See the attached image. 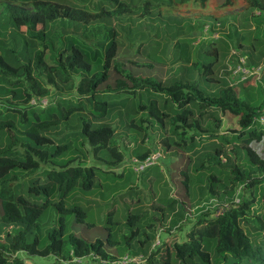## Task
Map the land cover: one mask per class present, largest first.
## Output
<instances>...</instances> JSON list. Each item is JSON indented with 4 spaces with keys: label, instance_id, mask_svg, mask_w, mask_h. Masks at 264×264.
<instances>
[{
    "label": "trees",
    "instance_id": "obj_1",
    "mask_svg": "<svg viewBox=\"0 0 264 264\" xmlns=\"http://www.w3.org/2000/svg\"><path fill=\"white\" fill-rule=\"evenodd\" d=\"M0 1L7 3V22L13 29L17 32L36 30L41 39L48 25L57 20L67 19L79 24H89L103 16L110 17L128 10L127 5L119 0H113V11L101 8L97 13L47 0ZM246 2L258 11L255 16H264V0ZM12 3L31 6L33 11H26L18 5H11ZM220 25V22L214 21L211 27H207L206 32L217 30ZM111 35L110 39L98 42L102 53L89 48L83 50L78 45L70 44L58 55L59 62L67 69L81 74L76 92L81 98L93 102V110L88 112L89 118H73V115H79L83 111L80 102L68 104L60 113L50 104L46 108L30 105L31 100L40 101L43 98L31 99L30 92H20L19 82L10 83L8 88L0 85V94L9 93L13 99H22L30 111L28 113L25 110L21 116L22 121H25L28 115L30 119L25 121L19 132L11 121H7L0 114V232L2 227L12 226L11 231L4 232L6 244L0 250V264H24L20 259L10 260L5 256L16 253L39 257L52 256L56 258L57 264H111L125 255L141 256L143 261L140 264H264V239L260 242L257 236L252 238L250 234V231L257 235H263L264 232V128L254 122L255 116L264 111V102L253 105L240 96L241 87L248 84L249 78L241 71L233 73L237 66L252 72V68L258 66L257 61L251 56H240L232 62L228 61L227 65L223 66L225 73L220 72L221 75L214 70L218 62L217 57L199 65L197 63L195 69L199 71L205 84H222L217 93L208 94L197 82L176 81L164 85L161 81L124 74V69L115 62L119 44L114 32ZM27 42L26 40V43L21 45L19 52L17 45L11 49L0 48V79L21 74L34 89L31 56L26 57ZM43 45L41 51L34 52V64L47 71L50 77L55 70L51 67L53 65L46 68V44ZM237 46L241 47L240 44ZM17 53L23 55L22 61L15 58L14 54ZM93 68L98 71L92 73ZM112 73L116 76L113 78L114 88L110 91L129 99L124 105L122 101L115 102L109 101L108 97H97L98 89L108 82ZM228 74L230 77L226 79L225 75ZM228 79L238 81L235 85H229L226 81ZM134 99H137L136 106L131 108ZM121 105L124 106L128 117L130 114L136 116L138 112L143 114L139 123L129 118L127 127L131 130L145 132L142 123L148 121L158 125L165 132L169 127L170 135L162 140L168 150L197 154V138L204 136L212 139L211 152L207 156L208 169L202 163L197 168L207 169L205 184L200 187V195L206 194L211 199L209 202L215 199L220 205H228L224 209L214 205L213 207L217 208L215 215H212V209L207 202L202 203L196 210V222L190 227L186 240L182 242H179L176 236L167 234L162 237L156 232L155 223L160 224L167 211L174 207H178L180 219L187 218L184 215L185 207L175 199L163 201L156 197L151 179L148 180L151 196L148 206L153 212L159 213V217L154 216V213L142 222L147 212H132L128 208L124 214V224L128 232L117 238L112 229L117 208L112 206L106 210L102 220L106 230L105 236L88 240L77 233H66V216H72V226H75L84 223L88 215V209L82 208L79 203H70V196L76 191L89 193L95 186L100 171L96 165H86V152L80 150L76 143L79 142V146H88L92 156L106 160V166L114 167L122 163L124 156L114 140L116 130L109 123L103 122L111 110ZM226 112L238 118L239 130L232 132L230 136L219 132L221 121L217 113ZM208 116H212L216 124L206 125ZM68 120L77 121L79 131L67 134L60 140L54 139L49 132ZM154 151L147 149L138 154L136 165L148 159ZM73 153L77 155L71 157ZM187 159L189 163L190 156H187ZM41 164L50 166L45 175V182L40 183L39 179H33L23 188L20 179L31 178L40 169ZM143 171L131 170L129 175ZM130 176L122 184L126 185L132 180ZM202 176L203 173H199L197 178ZM182 183V193L185 197L190 196L187 166L184 168ZM130 194L131 192L120 195L126 206L141 203L138 193L135 196ZM235 198L239 200L237 204L233 202ZM223 199H228L229 202L220 203L219 200ZM257 203L261 204L263 209L261 214L254 210ZM50 206L56 209L58 215L52 219L54 225L44 231L39 219ZM176 223L174 221L173 225ZM243 225L250 226L248 232L244 230ZM92 226L93 224L87 223L85 229H91ZM178 228L181 226L178 225ZM156 240L159 241L158 245H155ZM112 248L116 250V254L107 251Z\"/></svg>",
    "mask_w": 264,
    "mask_h": 264
},
{
    "label": "rangeland",
    "instance_id": "obj_2",
    "mask_svg": "<svg viewBox=\"0 0 264 264\" xmlns=\"http://www.w3.org/2000/svg\"><path fill=\"white\" fill-rule=\"evenodd\" d=\"M45 1V0H43ZM49 2H58L63 5H68L74 8H82L91 13H97L99 9L104 8L106 11H113V0H47ZM127 5L128 10L121 14H113L112 16H103L96 22L89 24H79L72 20H57L50 23L46 33L42 39L38 36L36 30L26 29L24 31H16L10 23L7 22V12L5 10L6 2L0 1V48L11 49L17 45L19 52L21 45L27 42L26 57L31 59V73L34 79V89L30 83L21 74L16 76H6L0 79V85L8 88L10 83L19 82V91H28L33 98H43L46 102H41L46 108L49 104L57 112H62L63 108L68 104H77L80 102L83 106V111L79 115H73V118L90 117L89 111L93 110V102H89L86 98H81L77 94L76 88L80 83L81 74L76 71L67 69L63 63L59 62L58 55L68 45H78L81 49L100 51L98 42L108 40L114 32L116 41L119 44L118 55L115 60L122 69L124 74H129L137 78H149L155 81H161L164 85H170L176 81L181 82H197L200 88L208 94H215L222 88V84L213 85L205 84L200 77L199 71L195 69L196 64H202L208 61L218 59L215 65V72L219 75L225 71L223 66H226L228 61L238 59L240 56L254 58L257 67L254 68L251 75L248 76V84L241 87L240 96L245 97L253 105H260L264 102V16L260 18L252 9L246 0H230L233 3L232 12L248 10L247 12L238 15L232 14L227 17V22L230 24L229 30L220 31L213 30L206 32L207 27H211L216 19L224 17V6L227 0H119ZM20 8L32 12L31 6H21ZM203 6L205 10L200 8ZM197 12L200 16H197ZM256 13L255 15L253 13ZM192 14H196L192 16ZM3 28V29H2ZM5 29V31H4ZM203 30V31H202ZM87 33H89L87 35ZM221 38L220 40H215ZM214 39V40H212ZM46 44L44 59L47 61V66L53 65L54 72L48 76V72L39 69L34 64L36 51H41ZM240 44L241 47L237 45ZM198 45V46H197ZM33 49V52H32ZM30 50V51H29ZM88 50V49H87ZM85 52V51H84ZM91 52V51H90ZM32 53V54H31ZM86 53V52H85ZM87 54V53H86ZM181 54V57H180ZM15 58L22 61L23 55L14 54ZM183 55V57H182ZM254 65V63H250ZM230 66H228L229 69ZM241 68L244 67L237 66ZM231 66V68H238ZM97 68H93L92 73H96ZM221 72V74H220ZM225 73V72H224ZM230 73V72H228ZM231 75V74H230ZM116 75L112 73L107 83L102 85L97 92V97H108L109 101H122V104L128 103L129 99L125 96H118L115 92L110 91L114 88L113 78ZM223 76V75H222ZM229 78V74L225 75ZM244 80V79H242ZM229 85H235L238 80H226ZM235 81V82H234ZM246 83V82H245ZM108 86V87H106ZM147 102V98L145 100ZM137 99L131 103V108L136 106ZM32 103V102H31ZM134 104V105H133ZM128 105V104H127ZM28 105L22 99L11 98L9 93L0 94V114L11 121L19 132L25 121L30 119V115L25 121H22L21 116L24 115ZM129 106V105H128ZM35 108V107H34ZM38 108V107H36ZM8 109V111H6ZM14 109V110H13ZM143 114L138 112V115L127 116L124 106H117L110 111L108 118L103 120L109 123L116 130L115 144L122 152L124 159L117 166H106V160L97 159L92 156L91 150L85 144L77 146L83 152H86V165H96L100 171L95 181V186L89 193L76 191L70 196V203H76L88 209V215L84 223L72 226V216L65 217L66 233H77L88 240H93L106 235V230L103 227V216L107 209L116 206L117 213L115 216V224L113 232L116 237L127 234L125 226L124 214L128 208L132 212L146 211L142 222L149 219L151 214L148 203L151 201L150 192L148 190L149 179L152 181V190L156 191V197L165 200H176L179 204L185 207V218L178 217V207L168 210L164 220L160 224L155 223L156 232L162 237L166 235L176 236L179 242L186 240V235L190 227L196 222V210L205 202L212 209V215H215L217 205L223 209L228 204L220 205L217 200H212L205 194L200 195V187L204 186L207 176L208 154L211 152L210 145L212 139L207 137L197 138L198 145L197 154L184 153L181 150L166 149L162 140L170 135L169 127L167 132L161 129L156 124L143 122L145 132L131 130L127 127L129 118H133L135 122H140V117ZM221 121L219 132L230 136L232 132H237L238 118L232 116L228 112L217 113ZM43 116V115H42ZM83 117V118H84ZM209 125L216 121L212 116H208L205 120ZM79 123L75 120L63 122L59 127L49 133L54 139L60 140L67 134H75L79 131ZM12 131H15L12 129ZM18 148V146H16ZM155 150L151 156V162L154 163L145 171L135 173L130 176L131 170L136 172L134 165L137 155L145 150ZM18 150H20L18 148ZM151 154V153H150ZM73 153L71 157L76 156ZM187 156H190V162L187 163ZM68 157V156H67ZM66 157V158H67ZM105 158V157H103ZM202 163L207 169H198ZM247 166V163H245ZM106 166V167H105ZM187 166V171L190 176V196L185 197L183 192L184 168ZM50 166L41 164L40 169L31 178H21L20 184L25 188L33 179H39L40 183L45 182V175L49 171ZM130 170V171H129ZM130 172V173H129ZM203 173L201 178H197L198 174ZM130 180L126 185L122 184L126 178ZM130 189L132 191H130ZM130 193V196H135L141 199L138 205L126 206L121 200L122 194ZM56 200V199H55ZM209 202V203H208ZM221 203H228V199L219 200ZM257 214L263 213L261 204L257 203L254 207ZM56 209L50 206L46 213L39 219V224L42 225V230L52 227V219L56 214ZM159 217V213H155ZM74 217V216H73ZM44 220V222H43ZM177 223L173 225V222ZM93 224L91 229H85L86 224ZM178 225L181 228H178ZM249 225H243L245 231L248 232ZM85 229V231L83 230ZM12 226L2 227L0 232V250L6 244L4 240V232L11 231ZM146 231L147 228H145ZM251 237L257 236L260 242L264 239L263 235H257L250 231ZM67 246V245H66ZM111 254H116L115 249H107ZM10 260L15 258L20 259L24 264H57L56 258L52 256L39 257L28 256L25 253L5 254ZM212 257H214L212 255ZM220 264H223L220 262Z\"/></svg>",
    "mask_w": 264,
    "mask_h": 264
},
{
    "label": "built area",
    "instance_id": "obj_3",
    "mask_svg": "<svg viewBox=\"0 0 264 264\" xmlns=\"http://www.w3.org/2000/svg\"><path fill=\"white\" fill-rule=\"evenodd\" d=\"M237 68H238L237 71H241V68H239V67H237ZM253 70H254V68H252V72H253ZM241 72H243L245 75H248V76L252 74V72H248L247 70L241 71ZM233 73H236V72L234 71ZM242 79H245V77ZM43 100L44 99L37 101V100L33 99V100H31L32 103L30 102V105H37V106L44 107L47 104V102H46V100L45 101H43ZM41 102H46V104L42 105ZM254 122L257 124V126L264 128V111L260 112L258 115L255 116ZM151 156L148 159H146L144 162H142L141 164L136 165V161H135V166H136L135 171L140 172V171H143L148 166H151L154 163L153 161L151 162V159H152ZM233 202L235 204H237L239 202L238 198H235ZM158 244H159V241L156 240L155 245H158ZM142 261H143V259L141 256L129 257L128 255H125V256L121 257L119 261L113 262L111 264H140ZM77 262H78V260H77ZM103 264H106V263H103Z\"/></svg>",
    "mask_w": 264,
    "mask_h": 264
},
{
    "label": "crops",
    "instance_id": "obj_4",
    "mask_svg": "<svg viewBox=\"0 0 264 264\" xmlns=\"http://www.w3.org/2000/svg\"><path fill=\"white\" fill-rule=\"evenodd\" d=\"M224 6L227 9V10H224V17L221 18V19H216L215 21L220 22V24H221L220 27L217 30H220L222 32L223 31H227V34H229L228 33V30H229V27L228 26L230 24H228V22L226 21L227 20V17L230 16V15H232V14L238 15L240 13L247 12L248 10H245V9L242 8L241 10L232 12L233 3L230 0H227L225 2ZM200 8H202V10H205V8L203 6H201ZM255 12H257V14H258V11L257 10H255ZM255 12L253 13L254 15L256 14ZM196 14H197L196 17L200 16V13L199 12H197ZM196 14H192V16H195ZM223 34H224V32H223Z\"/></svg>",
    "mask_w": 264,
    "mask_h": 264
}]
</instances>
